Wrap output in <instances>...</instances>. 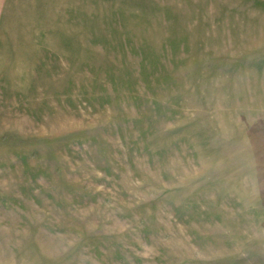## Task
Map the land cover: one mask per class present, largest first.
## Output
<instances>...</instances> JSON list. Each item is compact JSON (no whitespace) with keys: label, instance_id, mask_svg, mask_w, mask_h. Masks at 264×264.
Instances as JSON below:
<instances>
[{"label":"rangeland","instance_id":"rangeland-1","mask_svg":"<svg viewBox=\"0 0 264 264\" xmlns=\"http://www.w3.org/2000/svg\"><path fill=\"white\" fill-rule=\"evenodd\" d=\"M0 264H264V0L5 7Z\"/></svg>","mask_w":264,"mask_h":264},{"label":"crops","instance_id":"crops-1","mask_svg":"<svg viewBox=\"0 0 264 264\" xmlns=\"http://www.w3.org/2000/svg\"><path fill=\"white\" fill-rule=\"evenodd\" d=\"M11 3H15V0H0V19L2 13H4L5 7H7Z\"/></svg>","mask_w":264,"mask_h":264}]
</instances>
